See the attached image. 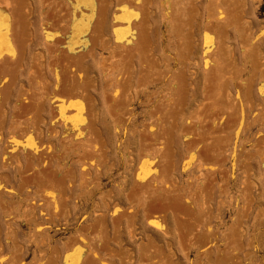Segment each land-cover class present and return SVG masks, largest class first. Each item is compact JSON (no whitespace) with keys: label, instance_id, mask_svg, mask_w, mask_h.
<instances>
[{"label":"rangeland","instance_id":"1","mask_svg":"<svg viewBox=\"0 0 264 264\" xmlns=\"http://www.w3.org/2000/svg\"><path fill=\"white\" fill-rule=\"evenodd\" d=\"M0 264H264V0H0Z\"/></svg>","mask_w":264,"mask_h":264}]
</instances>
